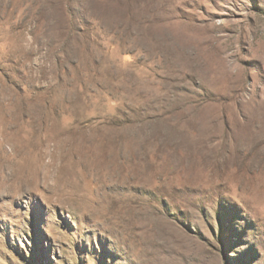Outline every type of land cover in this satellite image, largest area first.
Returning a JSON list of instances; mask_svg holds the SVG:
<instances>
[{"label": "rangeland", "instance_id": "1", "mask_svg": "<svg viewBox=\"0 0 264 264\" xmlns=\"http://www.w3.org/2000/svg\"><path fill=\"white\" fill-rule=\"evenodd\" d=\"M0 264H264V0H0Z\"/></svg>", "mask_w": 264, "mask_h": 264}]
</instances>
